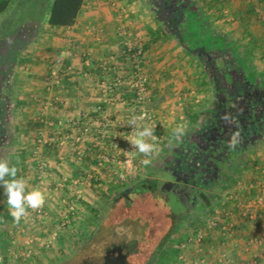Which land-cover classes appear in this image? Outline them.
<instances>
[{
    "label": "rangeland",
    "instance_id": "obj_1",
    "mask_svg": "<svg viewBox=\"0 0 264 264\" xmlns=\"http://www.w3.org/2000/svg\"><path fill=\"white\" fill-rule=\"evenodd\" d=\"M191 1L195 2V6H193L195 15L189 16L190 19L188 18L189 22L187 24L183 23V27L186 28H183L180 33H183L185 37L183 45L186 52H189L187 55H190L191 52L196 54L192 56L196 61L194 66L202 68V70L207 67L208 71L212 67L215 68L218 78L221 79V76H224L222 85L226 88L233 87L236 84L235 80L239 74L242 78V86L246 81H249L252 88L261 87L264 89V0H226L221 8L213 6L206 0ZM53 2L54 0H13L9 8L0 14V71H14L11 76L8 75V82L10 81L14 85L12 89L9 88V94L15 90L17 92V89L22 90L23 86L19 84V80L23 79V75L20 74V71L24 74L29 72L27 68H24L28 64L27 61L35 56L39 57L40 54L36 55L35 53H41L43 50L41 47L44 40H46L44 36L53 27L49 23ZM143 4L147 10L151 9L150 0H143ZM203 17L209 20L212 19L213 23L208 26L209 22H205L206 19L204 20ZM32 21H36L40 25L39 32L35 35L21 30ZM157 23L159 22L157 21ZM214 24L216 27L211 28V25ZM31 34H33V37ZM31 39L32 41H30ZM12 60L19 62L18 68L16 67L15 70H12L13 66L10 62ZM209 60L211 64H208ZM131 64L130 66L134 68L133 60ZM22 67L23 69L19 71V68ZM140 67L142 68V74L148 76L142 64ZM188 71H190V67H184V70L182 68L180 70L184 75ZM205 73L208 76V72L205 71ZM19 74L21 77L16 79ZM206 75L204 74L205 77H207ZM150 83L149 80V95L152 94ZM209 84V93L206 97L201 96L203 99L201 107L204 108V112L198 113L199 116L204 117L202 123H199L203 126L209 120L213 109L216 108L214 101L217 85H215L214 80ZM125 85H127V82ZM182 92H186V90ZM180 93L177 96H181ZM8 105V110L2 115L7 126L6 129L4 128L6 130V133L4 132L5 141L0 146V158L9 160L11 164L19 169L17 175L27 181V190L32 188L42 190V185L37 178L39 166L33 160L34 149L38 153L40 151V145H37L39 142L32 145L30 142H26L28 139L24 137L28 133L24 131L26 129V131H31L30 124L24 122L26 119L22 116L23 114L13 111V107L9 103ZM183 106L186 107V105ZM148 107L155 115V123L158 126L162 123L161 131L163 134L154 133L157 138L155 141L157 151L150 158L151 163L149 165L141 163L144 157L130 143L123 146L124 151L132 150L135 153V165L137 167L135 175L128 174L126 176L124 174L125 178L119 175L111 178L102 176L107 177L102 178L100 174L104 171L99 172L92 165V170L87 175L73 177L72 180H77L80 177L78 183L81 185L74 192L68 190V188L56 192H44L50 198L47 199L48 201L46 200L48 205L44 203L46 214L44 218L33 223L23 218L18 224L13 222L12 217L9 215L7 198L3 195V189L0 188L1 264H6L3 261L4 258H8V264H55L63 256L61 250L69 252L77 242L82 241L83 238L92 233L95 223L101 216L103 207L116 196L118 190L146 177L163 163H168L171 158L181 154L191 139L196 138L198 131L186 126L183 134L177 138L174 136V129L180 124L185 125V122H181L182 120L179 118L172 121L177 123L174 126H165L163 120L160 121L159 119L160 117L167 118L165 116L167 113L160 114L157 111L158 108H152L149 104ZM185 109L187 111L189 108L186 107ZM186 111L182 110L178 113V117L185 114ZM18 123H20V126L16 128L15 125ZM143 125L147 124L143 122ZM84 143L83 140L82 144ZM84 146L86 147V145ZM98 150L100 151L99 155L104 154L106 151L104 148H98ZM233 152L232 159L235 160L237 154H235V151ZM75 158V163L81 164L85 161L84 159L78 162L76 156ZM239 159V162L231 163L233 167L231 170H227L229 176L223 175L224 181L213 183L209 188L208 192L212 198V205L208 206L204 203V206H199L192 219L175 235L172 245L177 247L181 243L180 248L185 251L177 253V251L172 250L166 257H161L159 264H256L255 257L249 255V251H253L254 246L264 247V216L262 227L256 228V216L252 217V215H256L258 209L264 210V202L262 205L253 203L252 207L242 205L245 201L248 202L252 199L254 201V198L262 194V188L256 185L260 177L264 176V138L259 140L252 150L239 156ZM100 161L98 160L99 165L103 168L105 165L104 160ZM116 168L118 172H121L120 168ZM97 180L100 181L101 185H96L95 181ZM251 183L254 185L253 187ZM72 184L74 185L72 182L69 185L72 186ZM118 186L121 189H118ZM250 196L252 199L248 200L247 198ZM233 199L239 205V208L241 207L242 217L250 219V222H247L244 226L239 223L241 219L237 217L234 207L231 205L227 209L224 206V203L231 202ZM92 208L98 209V213L94 214ZM69 211L74 212L70 216V223L65 225L64 228L63 223L67 219L66 215L70 213ZM127 212L128 216L140 219L139 226L141 228L139 231L161 232L158 229V223L162 220L161 214H158L156 208L152 207L151 204H147L138 210L129 209ZM216 219L220 224L227 221L232 223L237 220V223L241 224L240 229L236 232L233 231V234L225 235L222 229L211 227V222ZM197 224H201L202 228L198 226L199 232H203L204 238L207 239L206 242L202 241L203 238L200 240L199 235L194 233ZM133 225L131 224V226ZM252 230L260 231L261 234L255 235ZM56 231H61L57 239L53 238ZM255 238H258L257 241H255ZM240 252L243 255L239 256L238 253ZM257 257L259 260L257 264H264V257Z\"/></svg>",
    "mask_w": 264,
    "mask_h": 264
},
{
    "label": "crops",
    "instance_id": "obj_2",
    "mask_svg": "<svg viewBox=\"0 0 264 264\" xmlns=\"http://www.w3.org/2000/svg\"><path fill=\"white\" fill-rule=\"evenodd\" d=\"M154 11L152 7L147 10L143 0H85L73 25L52 27L47 32L41 47L43 50L35 53L40 56L27 59L28 64L24 68L29 72L24 74L20 71L23 67L19 68L23 75L22 81L19 80L22 90L17 89V92L15 90L9 94V88L12 89L14 85L8 82L6 94L0 103L3 113L8 110L9 103L13 111L23 114L24 122L39 120L41 123L39 129L32 126L31 131L26 129L24 132L28 134L24 138L31 145L39 142V153L36 149H30L34 154L33 160L38 166L45 163L49 168L45 185L41 187L43 193L67 188L74 192L81 185L78 183L80 177L72 180L73 177L87 175L92 165L99 172L104 171L101 177L119 175L117 164L104 161L103 168L99 165L98 148H104L106 151L103 152L112 158L124 151L125 144L130 143L127 137L132 132V126L128 125V121L138 113L132 105L133 91L125 84L118 87L113 85L116 78H128L132 72V58L126 49L129 44L134 47L145 45L141 64L152 85L149 106L158 108L160 114L167 113V118L160 117L159 120H163L165 126H174L177 123L172 121L181 118L186 127L195 131L203 127V124L199 125L204 119L199 116L204 112L201 96L206 97L210 91V84L205 81L210 77V71L207 67L202 70L194 66L196 61L192 56L196 55L195 52L187 55L189 52H186L183 43L173 35L162 33L164 26L157 23ZM205 22H209L210 26L213 20L206 19ZM39 26L38 22L32 21L21 30L35 35L39 32ZM214 26L211 25V28ZM12 61V70H15L19 62ZM105 62L109 70L103 67ZM184 67H190L186 75L180 72ZM53 69L59 70L60 80L57 83L53 80ZM13 72L9 70V75ZM20 74L16 79L21 77ZM210 79L212 82V77ZM179 92L181 96H177ZM183 105L189 109L186 111ZM182 110L186 111L185 114L178 117ZM75 120L89 130L84 139L85 161L81 164L74 162L76 153L72 140L79 132L72 125ZM19 124L15 127L18 128ZM161 124L160 128L163 126ZM1 126L5 130L7 123L3 121ZM61 134L63 136L59 138ZM65 135L71 138L66 139ZM71 182L74 185L70 186ZM44 195L47 204L49 196ZM252 231L255 235L261 234L260 231ZM252 250L249 255H253L255 260L257 256L264 257V247L254 246ZM238 255L243 254L240 252Z\"/></svg>",
    "mask_w": 264,
    "mask_h": 264
},
{
    "label": "flooded vegetation",
    "instance_id": "obj_3",
    "mask_svg": "<svg viewBox=\"0 0 264 264\" xmlns=\"http://www.w3.org/2000/svg\"><path fill=\"white\" fill-rule=\"evenodd\" d=\"M214 71L212 67L210 73L217 85L216 108L196 138L188 142L180 155L119 190L103 207L92 233L77 242L57 264H159L162 243L166 245L179 233L170 232L183 228L197 208L204 206L202 193L208 192L213 183L224 181L223 175L229 176L227 170L233 167L231 163L239 162V156L264 138V89L252 88L249 81L242 86L239 74L236 84L226 88L222 85L224 76L220 75V79ZM8 75V70L0 71V103ZM3 114L0 107V146L5 138ZM237 130L240 142L229 148V138ZM233 151L237 154L235 160ZM147 204L161 214V232L139 231L140 219L127 215L129 209L138 210Z\"/></svg>",
    "mask_w": 264,
    "mask_h": 264
},
{
    "label": "built area",
    "instance_id": "obj_4",
    "mask_svg": "<svg viewBox=\"0 0 264 264\" xmlns=\"http://www.w3.org/2000/svg\"><path fill=\"white\" fill-rule=\"evenodd\" d=\"M128 54L130 55V57L133 60V64H134V68L132 69L131 74L129 75L128 78H123V77H118L113 81V85L114 86H122L124 84L130 86V89L132 91H134V93L136 94L135 97H133V107L135 110L138 111L137 116L136 117H143V119L138 120V124L142 125L143 122H145L147 125L149 126H153L156 127L158 126L155 123V119H154V114L152 113V111L149 109L148 104L151 101V97L148 93V87H149V78L148 76H145L144 74H142V68L140 67L141 63H142V59H143V55H144V49L142 47H134L132 45L129 44V48H128ZM103 67L106 68V70H109L108 64L105 62L103 63ZM52 75H53V80L55 83L59 82L60 77H59V70L58 69H53L52 71ZM113 85H109V87L113 86ZM105 88H108L106 84H104ZM72 125H74V128L78 129L79 132L76 133V135L73 136V140H72V146L74 148V151L76 153V157H77V161L81 162L82 160L85 159L86 156V147L84 146L83 140L86 134L89 133L88 127H86V125L81 124L79 121H72ZM63 135L61 134V136L59 138H61ZM66 139H70L71 136L70 135H65L64 136ZM67 141V140H64ZM135 153H133L132 150H126V151H122L121 153H119L116 156H113L112 158L109 157L108 155H106V153L104 154H100L99 158L101 160L113 163V164H117L121 170V172H119V176H124V174H126V176L128 174L130 175H135L136 174V165H135ZM49 168L47 167V165L45 163H40L39 164V171H38V179L39 182L41 183V185H45L46 182V178L49 174ZM263 175H264V170H263ZM125 178V176H124ZM67 180V179H66ZM63 184V183H62ZM260 186L261 195H258L256 198H254L255 200L253 201L252 197L247 202V204L245 205H249L252 207L253 203H259V205H262V203L264 202V176L260 177V179L257 181V185L256 186ZM254 185H252L253 187ZM63 187H65L63 185ZM259 197V199H258ZM251 204V205H250ZM244 206V204L242 205ZM74 208V207H72ZM70 213L66 215V220L64 221L63 225L65 228V225H67L68 223H70V216L73 214L74 211H69ZM46 214V211L44 209V205L38 209V210H32V209H28V214L23 218L24 220H27L30 223L36 222L37 220L42 219ZM256 216L255 214L252 215V217ZM236 220V219H235ZM236 222V223H235ZM237 225V220L230 223V221H227L225 223L220 224L218 222V220H214L211 222V227L212 228H219L222 229L224 231L225 235H230L233 234L235 231V226ZM60 232L61 231H56L55 235L53 238L57 239L60 236ZM199 239L201 240L202 238H204L203 232L200 231L199 232ZM258 238H255V241H257ZM31 252V251H30Z\"/></svg>",
    "mask_w": 264,
    "mask_h": 264
},
{
    "label": "trees",
    "instance_id": "obj_5",
    "mask_svg": "<svg viewBox=\"0 0 264 264\" xmlns=\"http://www.w3.org/2000/svg\"><path fill=\"white\" fill-rule=\"evenodd\" d=\"M12 1L13 0H0V14L4 13L9 8ZM206 1L210 2L213 6H217L218 8H221V7H223V2L226 0H206ZM84 2H85V0H54L52 8H51L50 19H49L50 25L53 27H67V26L73 25L76 22V19L79 15L83 5H84ZM150 5L155 10L154 12H155L156 20L161 25L164 26V28L162 29V33H164L166 35L170 34V35L175 36L178 39V41L182 44L184 41L183 39H185V37H184L183 33H180V32L183 30V28L184 29L186 28V27H183V23L187 24L189 22V19H190L189 16L195 15L194 14L195 11L193 10V6H195V2H192L191 0H150ZM249 11H251V10H249ZM140 47L144 48V50H145V45L142 44V46H140ZM128 48H129V45L126 48L127 52H128ZM136 48H138V47H136ZM210 77H212L211 73H210ZM210 77H208V80H206L207 84L211 83ZM131 96L132 97L136 96L134 91H133V94H131ZM29 124H30V126L34 127L35 129H39L41 127V123L39 120L32 121ZM154 130H155L156 134H161V135L163 134L161 131V128L159 126L154 127ZM93 162H95V161H93ZM100 180H102V179H100ZM95 183H96V185H99L100 181L97 180V181H95ZM250 198H251V196L248 197L247 199L249 200ZM202 200L204 201L205 205H208V206L212 205V198H211V195L209 194V192L205 191L202 193ZM245 204H247L246 201L244 202V205ZM231 205L234 207V210L237 212V217H239L241 219V221L239 223H241L244 226L247 222H250L249 218L242 217L243 211H241V209H240L241 207L239 208V205L236 203V201L234 199L231 202L224 203V206L227 209H229L231 207ZM92 211L94 212V214L98 213V209H96V208H92ZM263 216H264V210L258 209L257 214H256V221H255L256 228L262 227ZM239 223H237V225L234 227L235 232L240 229L241 224H239ZM201 224H197L195 227L194 233L196 235L199 234L198 233L199 228H202ZM198 226H199V228H198ZM180 230L181 229L177 228L175 231H171L170 235H172L173 232H177V231L179 232ZM170 235L168 237H170ZM206 240H207L206 238L202 239V241H204V242H206ZM82 241H83V239H82ZM173 243H174V239L173 240L170 239L166 245H164L165 244L164 242L162 243L161 249H163V250H162L161 257L162 256L166 257L167 254H169L172 250L177 251V253H181V252L185 251L183 248H180L181 243L177 247H174L172 245ZM66 254H67V252H65L64 250H61V255H66ZM3 261L6 264H8V258H4ZM58 261L59 260H57L55 262V264ZM255 261L257 263L259 262L258 259H256Z\"/></svg>",
    "mask_w": 264,
    "mask_h": 264
},
{
    "label": "clouds",
    "instance_id": "obj_6",
    "mask_svg": "<svg viewBox=\"0 0 264 264\" xmlns=\"http://www.w3.org/2000/svg\"><path fill=\"white\" fill-rule=\"evenodd\" d=\"M143 117H133L128 121L132 126V132L127 137L131 146L141 154L144 159L143 165L151 163V157L157 151L155 130L149 125H140L138 120ZM227 119V117H225ZM185 125L180 124L174 129V136L179 138L184 132ZM240 142V132L232 133L228 141L229 148H235ZM19 169L10 163L9 160L0 158V188L7 198L9 215L14 223H19L28 214V209L38 210L45 203V195L39 188L27 190V181L23 177H18Z\"/></svg>",
    "mask_w": 264,
    "mask_h": 264
}]
</instances>
